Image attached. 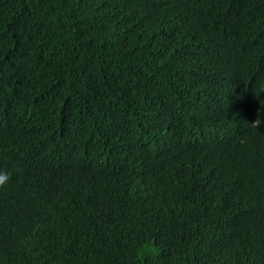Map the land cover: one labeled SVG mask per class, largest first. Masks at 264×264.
Wrapping results in <instances>:
<instances>
[{"label": "trees", "instance_id": "1", "mask_svg": "<svg viewBox=\"0 0 264 264\" xmlns=\"http://www.w3.org/2000/svg\"><path fill=\"white\" fill-rule=\"evenodd\" d=\"M264 0H0V264H264Z\"/></svg>", "mask_w": 264, "mask_h": 264}, {"label": "clouds", "instance_id": "2", "mask_svg": "<svg viewBox=\"0 0 264 264\" xmlns=\"http://www.w3.org/2000/svg\"><path fill=\"white\" fill-rule=\"evenodd\" d=\"M259 92H264V77H260L257 79L254 94ZM10 178V173L8 171L0 170V186L4 185Z\"/></svg>", "mask_w": 264, "mask_h": 264}]
</instances>
